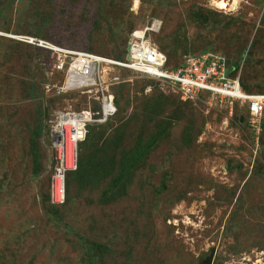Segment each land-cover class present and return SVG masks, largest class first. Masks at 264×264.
I'll list each match as a JSON object with an SVG mask.
<instances>
[{"label": "rangeland", "instance_id": "rangeland-1", "mask_svg": "<svg viewBox=\"0 0 264 264\" xmlns=\"http://www.w3.org/2000/svg\"><path fill=\"white\" fill-rule=\"evenodd\" d=\"M151 26L146 40L175 56L206 48L230 65L243 60L246 91L264 94V0H0V264H91L90 244L93 264H203L212 251L211 264H264V124L252 130L239 107L228 116L208 95L183 98L129 71L110 72L121 79L109 84L120 107L100 129L106 155L121 158L138 135L143 143L161 132L159 145L123 198L102 202L107 180L89 182L83 171L66 203L47 211L59 166L54 113L98 104L82 90L46 97L62 72L55 54L24 38L116 60L134 30Z\"/></svg>", "mask_w": 264, "mask_h": 264}, {"label": "built area", "instance_id": "built-area-1", "mask_svg": "<svg viewBox=\"0 0 264 264\" xmlns=\"http://www.w3.org/2000/svg\"><path fill=\"white\" fill-rule=\"evenodd\" d=\"M147 32H157L153 26L134 30L129 37L123 60L102 57L97 54L70 51L57 48L42 40L24 38V42L37 48L46 49L55 54L53 70L62 72L63 81L60 85L45 87L49 93L53 88L55 95L82 90L93 94V99L100 106V116L90 111L81 114L56 111L50 128L51 143L57 152L59 166L54 171L50 187L51 202L62 204L65 200L64 174L76 159L66 167L62 161L61 150L66 141H70L76 153L77 143L84 137V126L87 123H103L114 114L115 106L109 84L119 81L118 76L110 75L111 70H127L153 79L183 98L193 99L203 92L209 100L224 106L228 116H232L234 106L244 108L248 117L246 123L252 130H259L264 111V94H250L241 89L240 75L243 60L237 67L230 66L224 55L205 52L199 55H188L183 64L176 69H167L166 55L146 40ZM107 72H109L107 74ZM110 75V78L108 76ZM107 76V77H106ZM106 77V78H105ZM68 117H76L75 126L65 124Z\"/></svg>", "mask_w": 264, "mask_h": 264}, {"label": "trees", "instance_id": "trees-1", "mask_svg": "<svg viewBox=\"0 0 264 264\" xmlns=\"http://www.w3.org/2000/svg\"><path fill=\"white\" fill-rule=\"evenodd\" d=\"M201 18H203L204 23H207V21L209 20V16H206V15H202ZM126 45L124 46L123 54L121 56L116 57V60H123L124 59L125 54H126ZM39 49H41V48H39ZM168 49L169 48L160 50L161 52H163L166 55V58H167L166 68L167 69H176V68L180 67L183 64L185 57L188 55H186V53H183V55H184L183 57L182 56H180V57L175 56L176 53L174 51L168 50ZM166 50H168V51H166ZM84 52L97 54V53L90 52V51H84ZM205 52H214V51H209V49L207 50L205 48L199 54H202ZM48 53L51 55L52 59H54L53 53L52 52H48ZM214 53L221 54V52H218V51H215ZM199 54H196V55H199ZM97 55H99V54H97ZM221 55H223V54H221ZM53 64H54V60H53ZM238 64H239V62H235L234 64H232V65L229 64V65L237 67ZM123 71L126 72L127 70H123ZM33 78L34 77H30V81H27L28 85L26 87L27 91H29V93L27 92L28 96L31 99L37 98L36 86L38 85V82L37 81L33 82L32 81ZM120 81H121V79H119L118 82L111 84L110 87L114 84L119 83ZM154 81H156V80H154ZM156 82H158V81H156ZM158 83H160V82H158ZM240 86H241V89L246 93L257 94V93H251L249 91H246L244 83H243V81H241V79H240ZM164 88L166 91H169V88H166V87H164ZM50 89H51V91L49 93H46L44 91L46 97L51 96L52 98L53 97L55 98V97H59V96L64 95V93L60 94V95H55V94H53L54 93L53 88H50ZM173 93L180 96V94L177 92H173ZM201 94H204L206 96L208 95L205 92H203ZM198 96H197V98H198ZM96 103H97V101H96ZM114 106H115L114 114L111 115L110 117H108L105 122H103V123L92 122V123L85 124V126H84V137L82 140H80L77 143V147H76V151H77L76 167L74 169L66 170L65 174H64L65 200L62 204L52 203L51 197H50V189H49V194L45 196L46 201L44 202L45 206L47 208V211L51 212L52 209L63 206L66 203V201L68 200L67 188L69 186L71 179L74 176L79 175L83 171L86 172L85 177L87 178V180L89 182H93L94 179H97V178L99 180H101L102 182L107 180L108 184H107V187L105 189L104 199L102 202L105 203L107 201H112L115 199L123 198L126 195L128 186L131 185L132 181H130V177L132 176V173L135 170L136 166L139 164L141 159H143V157L146 155L147 152L152 151L157 145H159V142L162 138L161 132L159 134L154 135L153 137H150L147 141H145L143 143L138 139L140 137V135H138L134 140L133 149L129 152L124 153L121 158L115 159L111 156H107L106 153L108 152V150H107L108 138L105 136L104 130H100V129H104V126L110 127V124H109L110 120L115 115V113H117V111L120 107L116 101L114 102ZM237 107L238 106H234L233 115L234 114L236 115L235 111H236ZM240 110H242L243 112L240 115H238V114L236 115L237 120L240 122V116H243V122H246V117L244 114L245 109L241 108ZM92 113L95 114V117L100 116L99 104L97 105V109ZM263 124H264V111H263V115H262V119H261V128H262ZM162 127H164V126H162ZM33 139H34L33 143L35 144L37 136H34ZM50 140H51V136H50ZM33 150L35 151L34 147H33ZM33 161L36 163L37 159L34 158ZM100 203H101V199H100ZM95 251H96V245H94V244H90L86 250L87 255L89 256V261L91 264L94 263L93 258L95 257V254H96Z\"/></svg>", "mask_w": 264, "mask_h": 264}, {"label": "bare ground", "instance_id": "bare-ground-1", "mask_svg": "<svg viewBox=\"0 0 264 264\" xmlns=\"http://www.w3.org/2000/svg\"><path fill=\"white\" fill-rule=\"evenodd\" d=\"M64 123L75 126V124L77 123V118L68 117L66 120H64ZM73 154H74L73 144L70 141H66L63 149L61 150L62 161L66 167H68V165L71 164L72 162L71 157Z\"/></svg>", "mask_w": 264, "mask_h": 264}, {"label": "water", "instance_id": "water-1", "mask_svg": "<svg viewBox=\"0 0 264 264\" xmlns=\"http://www.w3.org/2000/svg\"><path fill=\"white\" fill-rule=\"evenodd\" d=\"M129 49V46L126 45V51ZM240 122H243V116H240ZM214 252L212 251L203 261V264H211L213 260Z\"/></svg>", "mask_w": 264, "mask_h": 264}]
</instances>
